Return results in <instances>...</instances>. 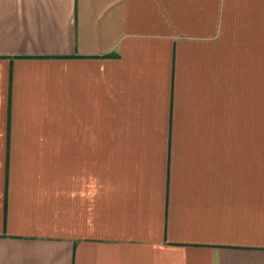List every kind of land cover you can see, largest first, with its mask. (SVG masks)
<instances>
[{"label": "crops", "instance_id": "1", "mask_svg": "<svg viewBox=\"0 0 264 264\" xmlns=\"http://www.w3.org/2000/svg\"><path fill=\"white\" fill-rule=\"evenodd\" d=\"M263 125L264 0H0V264H264Z\"/></svg>", "mask_w": 264, "mask_h": 264}, {"label": "rangeland", "instance_id": "2", "mask_svg": "<svg viewBox=\"0 0 264 264\" xmlns=\"http://www.w3.org/2000/svg\"><path fill=\"white\" fill-rule=\"evenodd\" d=\"M262 135H263V138H264V125H263ZM240 146H243V145L241 144ZM263 146H264V140H263Z\"/></svg>", "mask_w": 264, "mask_h": 264}]
</instances>
